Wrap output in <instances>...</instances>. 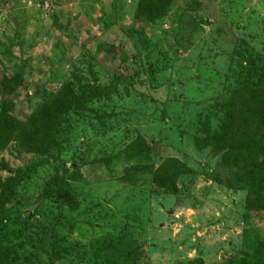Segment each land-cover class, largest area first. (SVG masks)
I'll return each mask as SVG.
<instances>
[{"label":"rangeland","instance_id":"374dc122","mask_svg":"<svg viewBox=\"0 0 264 264\" xmlns=\"http://www.w3.org/2000/svg\"><path fill=\"white\" fill-rule=\"evenodd\" d=\"M141 3L0 0V110L9 100L25 130L35 116L59 144L0 151V203L19 183L0 225L26 246L14 264H224L264 240V215L246 220L247 193L218 183L232 171L201 148L221 108L257 89L264 0H170L154 22ZM94 87L112 90L89 98ZM167 160L193 171L177 195L155 182Z\"/></svg>","mask_w":264,"mask_h":264},{"label":"trees","instance_id":"16d2710c","mask_svg":"<svg viewBox=\"0 0 264 264\" xmlns=\"http://www.w3.org/2000/svg\"><path fill=\"white\" fill-rule=\"evenodd\" d=\"M169 1L142 0L138 14L152 22L166 17ZM251 66L254 76L258 77L257 89L243 103L238 105L231 103L221 108L223 118L219 128L213 134L208 132L201 147L202 149L205 147L217 149L222 155L221 166L232 171L227 178H217V182L224 184L230 190L247 193L245 204L247 221L260 214L264 215V66H256L254 63ZM6 79L8 78L4 76L1 84L10 96L17 83L11 84ZM94 90L88 91V94L92 95L89 98L93 97L94 99L95 92L109 95L112 89L94 87ZM59 103L58 101L57 104ZM48 117L49 119L45 122L59 132L61 125L57 122L58 113L48 114ZM37 121L40 119L33 116L29 128L25 130L22 123L13 115L9 100L3 102L0 110V151L5 150L10 143L17 139L27 144L32 151L39 155H46L58 148L56 133L53 134V132L36 126ZM156 145L157 143L154 144V146ZM150 151H153V148ZM157 154L158 152L155 151V155ZM183 157L187 159L186 153L183 154ZM192 172L188 162L167 160L158 169L155 182L158 186L177 195L179 192L178 177ZM7 184L8 186H2L1 200L3 203H0L2 211L0 225H5V227L9 225L10 217L5 216L4 209L12 199L10 191L14 193L19 183H15V179H10ZM18 235L22 237V233H18ZM10 237L9 233L0 235V264H14L19 251L26 247L23 242L19 246L8 245L6 242ZM188 264H204V262L197 259ZM224 264H264V240L255 242L251 254L232 257Z\"/></svg>","mask_w":264,"mask_h":264},{"label":"water","instance_id":"95a60500","mask_svg":"<svg viewBox=\"0 0 264 264\" xmlns=\"http://www.w3.org/2000/svg\"><path fill=\"white\" fill-rule=\"evenodd\" d=\"M171 214H173V211L171 212Z\"/></svg>","mask_w":264,"mask_h":264}]
</instances>
